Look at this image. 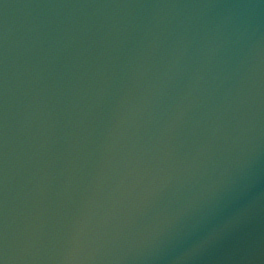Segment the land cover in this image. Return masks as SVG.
<instances>
[{"label":"water","instance_id":"water-1","mask_svg":"<svg viewBox=\"0 0 264 264\" xmlns=\"http://www.w3.org/2000/svg\"><path fill=\"white\" fill-rule=\"evenodd\" d=\"M0 264H264V0H0Z\"/></svg>","mask_w":264,"mask_h":264}]
</instances>
